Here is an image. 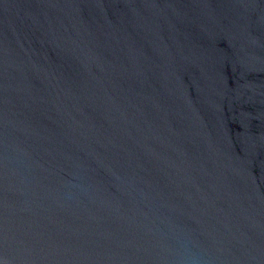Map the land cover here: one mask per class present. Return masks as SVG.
I'll return each instance as SVG.
<instances>
[{
	"label": "water",
	"instance_id": "1",
	"mask_svg": "<svg viewBox=\"0 0 264 264\" xmlns=\"http://www.w3.org/2000/svg\"><path fill=\"white\" fill-rule=\"evenodd\" d=\"M0 264H264V0H0Z\"/></svg>",
	"mask_w": 264,
	"mask_h": 264
}]
</instances>
